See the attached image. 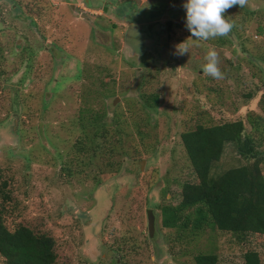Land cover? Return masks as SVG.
I'll return each instance as SVG.
<instances>
[{"label": "rangeland", "instance_id": "1", "mask_svg": "<svg viewBox=\"0 0 264 264\" xmlns=\"http://www.w3.org/2000/svg\"><path fill=\"white\" fill-rule=\"evenodd\" d=\"M184 3L0 0V174L10 193L3 221L10 230L25 225L52 236L56 264H194L198 253H215L217 264H243L247 249L258 251L264 264L262 234L239 240L216 228L180 232L161 224V205L177 204L181 185L197 181L181 132L243 118L251 108L260 112L264 91L263 60L256 58L264 55V0L225 11L238 21L237 37L206 41L187 29ZM253 9L260 13L248 22ZM24 47L36 51L30 72ZM209 48L219 55L223 79L202 71ZM140 92L158 95V111L148 121ZM103 100L108 109L120 104L126 117L118 171L78 164L77 173L74 163L67 170L80 134L79 109ZM245 161L226 143L210 175Z\"/></svg>", "mask_w": 264, "mask_h": 264}, {"label": "trees", "instance_id": "2", "mask_svg": "<svg viewBox=\"0 0 264 264\" xmlns=\"http://www.w3.org/2000/svg\"><path fill=\"white\" fill-rule=\"evenodd\" d=\"M158 5L154 4L153 9H160ZM240 9L247 10L245 7ZM258 13V10H249L248 22ZM45 15L43 11L37 14L39 17ZM224 17L233 24L231 33L224 36L231 40L237 37L238 21ZM170 24L171 19H168L167 25ZM257 27V34L261 35L263 26L260 22ZM24 48L26 55L22 53V61L30 72L31 58L36 51ZM256 58L262 59L264 64V55ZM259 96L260 112L251 108L243 118L212 125L197 124L181 132L180 140L197 181H186L181 185V200L177 204L161 205L163 227L180 232L216 228L233 233L239 240H244L251 233L264 235V91ZM138 100L144 110V119L150 120L151 115L158 111V95L140 92ZM134 113L136 115L137 111ZM124 114L120 104L108 109L103 100L96 108L87 101L78 111L76 122L80 134L72 144L71 158L65 164L67 170H71L74 163L73 171L77 173L82 171V167L76 168L78 164L104 168L108 172L118 171L121 154L118 145L123 138L122 130L127 129ZM226 143H233L236 152L246 161L212 177L211 167L220 159ZM9 201L8 182L0 174V254L4 263L56 264V241L52 236L34 232L25 225L13 230L7 228L3 221V205ZM193 261L194 264H217L218 256L215 253H198L193 256ZM243 264H262L258 251L247 249L243 254Z\"/></svg>", "mask_w": 264, "mask_h": 264}, {"label": "clouds", "instance_id": "3", "mask_svg": "<svg viewBox=\"0 0 264 264\" xmlns=\"http://www.w3.org/2000/svg\"><path fill=\"white\" fill-rule=\"evenodd\" d=\"M248 0H186V27L192 37L197 40H209L231 33L233 24L224 17L227 9L233 6L245 7ZM178 53H188V45L178 46ZM206 63L202 67L203 73L214 79H223L224 74L219 68V55L214 48H209L205 55ZM264 66V64H261Z\"/></svg>", "mask_w": 264, "mask_h": 264}, {"label": "water", "instance_id": "4", "mask_svg": "<svg viewBox=\"0 0 264 264\" xmlns=\"http://www.w3.org/2000/svg\"><path fill=\"white\" fill-rule=\"evenodd\" d=\"M103 9H106V7L104 6ZM148 230H149V234L152 235L153 234V229H154V224H155V216L153 211H148Z\"/></svg>", "mask_w": 264, "mask_h": 264}]
</instances>
